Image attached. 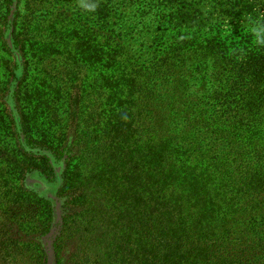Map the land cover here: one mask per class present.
Returning <instances> with one entry per match:
<instances>
[{
  "label": "trees",
  "instance_id": "obj_1",
  "mask_svg": "<svg viewBox=\"0 0 264 264\" xmlns=\"http://www.w3.org/2000/svg\"><path fill=\"white\" fill-rule=\"evenodd\" d=\"M240 5L231 4L228 13L236 18L254 14L252 7ZM181 10H173V62L184 64L187 54L192 60L216 59L224 76L221 88L200 104L173 109V128H159L147 121L152 118L148 105L135 98L138 92L153 100L148 98L152 88L144 84L146 68L127 57L132 61H127L126 72L115 74L118 63L124 64L125 50L118 44L112 49L113 41L103 35L108 28L101 26L92 58L99 70L97 88L107 95H99L103 120L85 132L89 137L93 131L100 143L82 141L88 156L83 167L62 139V127L58 129L59 110L67 102L54 100L47 84L42 89L28 83L30 41L21 32L26 63L16 94L21 131L28 145L67 158L58 189L67 214L54 225L52 201L24 186L26 174L35 170L54 182L56 168L47 155L19 156L14 122L0 108V264H47L48 254L37 239L54 226L59 228L54 264H87L91 252H102L96 257L100 264H264V31L230 33L207 17L182 32L185 22L180 20L187 12ZM29 27L24 23L22 31ZM15 66L8 54L0 57L3 95L11 84L5 77ZM122 160L126 175L118 185L119 178L107 176ZM112 208L125 215L109 216ZM70 249L74 251L68 254Z\"/></svg>",
  "mask_w": 264,
  "mask_h": 264
},
{
  "label": "rangeland",
  "instance_id": "obj_2",
  "mask_svg": "<svg viewBox=\"0 0 264 264\" xmlns=\"http://www.w3.org/2000/svg\"><path fill=\"white\" fill-rule=\"evenodd\" d=\"M237 2L241 3L240 8L252 7L254 14L247 12L239 18L229 14L230 5ZM182 8L187 12L180 20L185 22L181 27L182 32L190 25L200 24L198 20H206L207 17L219 21L221 30L230 33L231 30L239 32L242 29L243 33L253 34L264 31V0H0V45L1 41L5 42L8 51L2 52L0 48V57L8 54V58L16 65L13 73L5 77V80H11V84L4 95L0 93V108H4L14 122L12 133L16 134L19 156L28 159L47 155L56 168L57 177L54 182L48 181L36 170L28 172L23 181L27 189L52 201L54 225L62 223L67 214L64 208L66 200L58 196L67 158L57 159L52 151L41 145H28L24 140L20 104L16 95L26 72L25 36L20 34H27L25 38L28 37L30 41L27 47L30 59L28 83L42 89H46L44 84H47L52 98L61 92L55 95L54 100L58 99L59 104H67L59 110L61 122L58 129L62 127V139L69 142L70 153L76 158L77 164L83 167L86 166L83 160L88 156L83 155L86 146L82 141L89 146L100 143L94 138L93 131L89 137L85 132L98 127L95 126L96 120H103V99L107 95L105 90L99 91L97 88L95 74L99 70L92 58V51L96 47L95 34L101 26L108 28L104 29L106 31L103 35L113 41L110 47L116 48L114 45L118 44V47L125 50L121 59L124 64L118 63L120 69H116L115 74L125 71L127 61L131 60L127 57L137 58L136 63L146 68L147 79L144 84L152 88L153 95L148 98L153 100L146 101L138 92L135 98L142 100L143 106L148 105L147 111L152 117L148 118V122L152 120L156 126L171 129L173 109L181 110L185 105L200 104V100L204 101L211 91L221 88L218 83L224 76H221L222 69L216 65V59L192 60L193 55L187 54L184 64L173 62V10ZM194 10L199 13L194 15ZM24 23L30 26L25 32L22 31ZM175 23L181 24L177 21ZM141 28H144L142 33ZM15 33H18L17 37ZM42 67L45 73L41 75L39 70ZM4 82L0 79V84ZM95 86L98 91H95ZM99 95L103 99H99ZM112 161L113 158L109 163ZM124 166L122 160L113 168L107 180L119 178L118 185L124 183ZM95 175L101 178L100 173ZM124 215L125 212L117 208L109 212V216L117 219ZM58 231L59 228L54 226L48 235L37 239L48 254L47 264H54L53 242ZM120 231L126 233V230ZM73 251L70 249L68 254ZM101 253L91 252L88 258L90 263L87 264H100L96 257Z\"/></svg>",
  "mask_w": 264,
  "mask_h": 264
}]
</instances>
